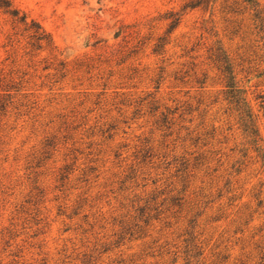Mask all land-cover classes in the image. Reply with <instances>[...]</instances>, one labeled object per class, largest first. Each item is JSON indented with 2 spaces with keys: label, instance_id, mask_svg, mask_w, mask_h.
Segmentation results:
<instances>
[{
  "label": "rangeland",
  "instance_id": "1",
  "mask_svg": "<svg viewBox=\"0 0 264 264\" xmlns=\"http://www.w3.org/2000/svg\"><path fill=\"white\" fill-rule=\"evenodd\" d=\"M5 1L0 264H264V0Z\"/></svg>",
  "mask_w": 264,
  "mask_h": 264
},
{
  "label": "trees",
  "instance_id": "2",
  "mask_svg": "<svg viewBox=\"0 0 264 264\" xmlns=\"http://www.w3.org/2000/svg\"><path fill=\"white\" fill-rule=\"evenodd\" d=\"M0 7H4L5 10H7L9 12H12L13 14H16L13 11L14 9L11 8L10 4L7 3V1H5V0H0ZM20 19H23V18H20ZM32 36L35 37L36 41H38V42H40L42 40H44L45 43L49 42V39L47 38V35L44 33L43 29H40V27L38 25L35 26V28L33 29ZM225 68H226L225 65H223L222 70H225ZM228 78H229V76H227L226 82H229ZM226 85H229L231 87L229 91H230V96L233 98V100L236 103L240 102V100L242 101V98L239 95H237V92H239V89L238 88H233L232 87V85H233L232 83H226ZM3 105L4 104L2 103L1 98H0V109L3 108ZM240 111H242V115L240 116V120H241V124L243 125L244 130H246L249 135L256 134L254 132V129L252 128L253 123L251 121L249 112L244 110L243 108Z\"/></svg>",
  "mask_w": 264,
  "mask_h": 264
}]
</instances>
